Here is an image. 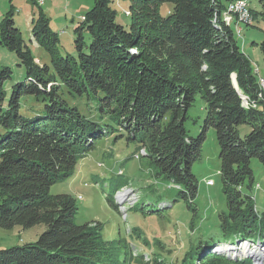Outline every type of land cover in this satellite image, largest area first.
<instances>
[{
  "label": "trees",
  "instance_id": "16d2710c",
  "mask_svg": "<svg viewBox=\"0 0 264 264\" xmlns=\"http://www.w3.org/2000/svg\"><path fill=\"white\" fill-rule=\"evenodd\" d=\"M111 1L95 0L83 16L76 29L77 56L61 54L44 13L32 19L34 40L50 55L42 66L12 9L1 22L0 42L17 53L28 79L14 85L6 105L11 70L4 68L0 77V228L45 224L46 229L35 242L0 250V264L127 262L119 246L103 238L100 222H76L71 194L50 192L75 173L97 139L123 137L121 131L142 145L159 173L187 198L197 194L193 164L214 129L227 204L219 216L223 236L234 242L256 240L257 233L264 237V210H257L251 192V160L264 164V90L239 44L236 23L224 20L223 12L236 0H128V29L117 22ZM166 3L172 8L164 14ZM259 3V12L249 5L253 20L246 25L257 13L264 21V0ZM261 47L264 51V38ZM24 95L44 101V111L23 114ZM245 124L251 131L242 136ZM191 126L200 134L193 135ZM220 242L198 246L182 264H254L213 252Z\"/></svg>",
  "mask_w": 264,
  "mask_h": 264
},
{
  "label": "rangeland",
  "instance_id": "374dc122",
  "mask_svg": "<svg viewBox=\"0 0 264 264\" xmlns=\"http://www.w3.org/2000/svg\"><path fill=\"white\" fill-rule=\"evenodd\" d=\"M247 2L256 12L261 10L259 0ZM94 3L95 0H45L40 5L37 0H0V25L5 14L12 9L16 26L42 66L49 63L50 55L32 40L34 35L31 30L35 27L32 19L37 21L44 13L49 18L51 29L58 34L61 54L77 56L75 40L79 33L76 29L82 25L83 16ZM111 4L117 11V22L130 28L129 1L112 0ZM171 8L172 4L166 3L161 11L167 14ZM231 20H238V13L231 14ZM240 26L239 44L254 72L264 77V51L261 47L264 21L257 13L253 24L242 23ZM83 33L89 43L90 35L86 28ZM4 68L11 70V77L6 82L7 105L14 85L26 81L28 73L17 53L0 42V77ZM243 98L248 104V97L243 95ZM21 104V112L29 117L44 111V101L34 100L29 95L22 97ZM191 130L193 135L201 132L195 126H191ZM250 131V125L241 126L242 136ZM121 132L123 137L115 139L116 135H111L97 139L95 147L79 160L75 173L52 185L50 192L54 195L71 194L76 199L75 219L78 224L100 222L103 238L117 244L120 258L127 259L123 264H182L186 253H195L198 246L213 245L219 240L221 242L217 245L228 244L230 248L239 245L241 253L259 255L264 259V250H261L264 237L258 238V233L253 236L254 241L241 238L234 242L223 236L219 216L227 210V204L220 174V146L214 129L208 134L201 158L193 164L198 180L197 194L187 198L173 180L159 173L154 160L142 149V145L129 139L127 132ZM251 167L254 173L251 192L257 210L262 212L264 164L253 158ZM210 180H213L212 184H209ZM45 229V224L25 229L21 226L0 228V250L35 242ZM254 242L261 244L255 245ZM190 263V260L186 261V264Z\"/></svg>",
  "mask_w": 264,
  "mask_h": 264
},
{
  "label": "bare ground",
  "instance_id": "6f19581e",
  "mask_svg": "<svg viewBox=\"0 0 264 264\" xmlns=\"http://www.w3.org/2000/svg\"><path fill=\"white\" fill-rule=\"evenodd\" d=\"M43 2H45V0H43ZM238 2L239 3H247V6H249L247 0H238ZM228 10L229 11L227 13H238V6H229ZM252 18H253L252 14L248 13V15L246 17V23H250L253 20ZM254 244L255 245H257V244L260 245L261 243H255L254 242ZM262 244H264V242ZM223 247H225V248H221L220 246H215L214 249H213V252H215V253H227V252H229L234 257H243V258H246V259L251 258L252 261L256 262V264H264V262H262L264 259L259 258V255H253V254L251 255V254H247V252L246 253H241L239 245H234L233 247L230 248V246L228 244H226ZM261 250L262 251L264 250V246L261 248ZM254 256H256L255 259H253Z\"/></svg>",
  "mask_w": 264,
  "mask_h": 264
},
{
  "label": "built area",
  "instance_id": "2783aa9c",
  "mask_svg": "<svg viewBox=\"0 0 264 264\" xmlns=\"http://www.w3.org/2000/svg\"><path fill=\"white\" fill-rule=\"evenodd\" d=\"M40 5H43L44 2L43 0H37ZM228 6H238V20H231V13H225L223 12L224 20L228 23L231 24L233 23L236 27V32L238 35L242 34V27L240 26L242 23L246 24V17L248 13L250 12L249 6H247V3H239L238 0L234 2H230ZM85 20V19H82ZM235 22V23H234ZM259 84L262 90H264V77H259ZM248 97V96H245ZM213 180L209 181V184H212Z\"/></svg>",
  "mask_w": 264,
  "mask_h": 264
},
{
  "label": "water",
  "instance_id": "95a60500",
  "mask_svg": "<svg viewBox=\"0 0 264 264\" xmlns=\"http://www.w3.org/2000/svg\"><path fill=\"white\" fill-rule=\"evenodd\" d=\"M232 78H233V82H234L235 86L238 87V83H237V79H236V74H233Z\"/></svg>",
  "mask_w": 264,
  "mask_h": 264
},
{
  "label": "crops",
  "instance_id": "0c3cea01",
  "mask_svg": "<svg viewBox=\"0 0 264 264\" xmlns=\"http://www.w3.org/2000/svg\"><path fill=\"white\" fill-rule=\"evenodd\" d=\"M32 40L35 42V44H37L36 41H35L34 39H32Z\"/></svg>",
  "mask_w": 264,
  "mask_h": 264
}]
</instances>
